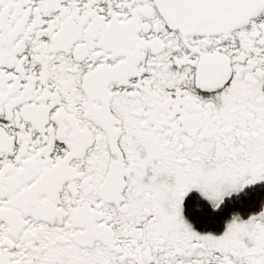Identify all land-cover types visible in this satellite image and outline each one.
<instances>
[{"label":"snow or ice","instance_id":"obj_1","mask_svg":"<svg viewBox=\"0 0 264 264\" xmlns=\"http://www.w3.org/2000/svg\"><path fill=\"white\" fill-rule=\"evenodd\" d=\"M0 264H264V0H0Z\"/></svg>","mask_w":264,"mask_h":264}]
</instances>
